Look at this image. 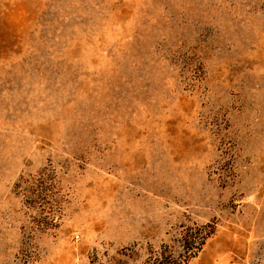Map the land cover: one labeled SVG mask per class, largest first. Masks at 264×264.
Here are the masks:
<instances>
[{
	"label": "rangeland",
	"instance_id": "rangeland-1",
	"mask_svg": "<svg viewBox=\"0 0 264 264\" xmlns=\"http://www.w3.org/2000/svg\"><path fill=\"white\" fill-rule=\"evenodd\" d=\"M0 264H264V0H0Z\"/></svg>",
	"mask_w": 264,
	"mask_h": 264
},
{
	"label": "trees",
	"instance_id": "trees-1",
	"mask_svg": "<svg viewBox=\"0 0 264 264\" xmlns=\"http://www.w3.org/2000/svg\"><path fill=\"white\" fill-rule=\"evenodd\" d=\"M184 241H185V243H187V247L194 248V244L192 242L190 243V240H188L187 238H185Z\"/></svg>",
	"mask_w": 264,
	"mask_h": 264
}]
</instances>
